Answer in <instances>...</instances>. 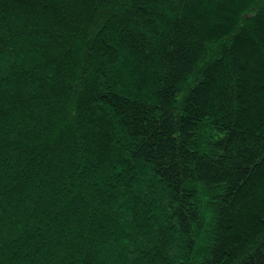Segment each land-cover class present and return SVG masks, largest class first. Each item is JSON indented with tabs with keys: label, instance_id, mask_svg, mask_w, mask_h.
<instances>
[{
	"label": "trees",
	"instance_id": "16d2710c",
	"mask_svg": "<svg viewBox=\"0 0 264 264\" xmlns=\"http://www.w3.org/2000/svg\"><path fill=\"white\" fill-rule=\"evenodd\" d=\"M0 264H264V0H0Z\"/></svg>",
	"mask_w": 264,
	"mask_h": 264
}]
</instances>
